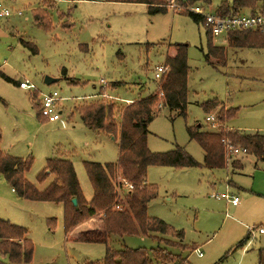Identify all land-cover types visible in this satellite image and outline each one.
Listing matches in <instances>:
<instances>
[{"label": "rangeland", "instance_id": "obj_1", "mask_svg": "<svg viewBox=\"0 0 264 264\" xmlns=\"http://www.w3.org/2000/svg\"><path fill=\"white\" fill-rule=\"evenodd\" d=\"M205 1L197 0L193 6L203 7L210 15L232 2ZM0 4L11 12L10 17L0 18V146L10 156L32 160L25 175L28 183L43 191L53 181L49 176L38 182L48 161L69 160L81 193L90 202L93 189L85 163L115 164L119 134L115 138L87 129L78 108L103 98L122 108L159 92L156 68L166 66L176 45H184L188 63L185 115L159 104L160 112L148 127L147 146L153 154L183 148L198 166L150 167L146 182L157 197L148 204L147 215L181 231L183 244L197 249L182 253L168 248L186 258L185 264H261L264 235L257 230L264 228V160L244 155L240 170L230 164L224 170H208L203 166V150L190 140L187 129L202 126L219 132L220 126L207 123L210 115L202 108L217 100L237 110L227 127L246 134L264 133V49H231L224 66L207 60V26L184 13L191 6L183 8L175 0L167 4L176 6L155 15L145 5L107 0H0ZM40 10L49 17L51 28L36 23ZM211 40L215 46H225L227 35ZM26 43L36 48L35 55ZM46 78L55 83L46 85ZM116 83L121 85L112 87ZM21 84L28 89H21ZM53 93L58 94L61 120L50 123L39 117L37 106L43 95ZM222 195L237 197L239 205L233 206ZM120 200L125 206L127 198ZM0 219L28 231L34 248L31 264H102L105 258L104 245L74 241L79 232L93 230L96 221L81 224L68 238L62 205L21 199L2 175ZM109 247L152 250L166 246L150 237L129 235L110 237ZM7 263L0 255V264Z\"/></svg>", "mask_w": 264, "mask_h": 264}, {"label": "trees", "instance_id": "obj_2", "mask_svg": "<svg viewBox=\"0 0 264 264\" xmlns=\"http://www.w3.org/2000/svg\"><path fill=\"white\" fill-rule=\"evenodd\" d=\"M107 1L145 5L153 15L166 13L171 8L167 4L171 0ZM175 2L187 8L193 6L197 0H175ZM205 2L209 3L208 0ZM245 10L250 12L249 15H264V0H232L231 4L225 2L218 7L217 14L234 17ZM43 12L44 10L36 12L35 21L39 26L49 29L51 28L49 17ZM184 13H188L194 22H202L206 25L202 17L189 11ZM206 28L210 36L207 42L206 59H214L217 64L224 66L227 64V49L213 45L212 31L208 26ZM259 32V30L230 32L227 34L228 47L264 49V34ZM25 46L31 49L33 55L37 53L33 45L26 43ZM174 48L175 55L166 59L165 65L169 71L163 83L160 82L159 92L122 108L107 103L104 98L95 103L86 104L81 109L78 108L81 121L87 129L115 138L119 134V155L115 164L85 163L86 173L93 189V198L90 202L84 199L75 170L69 160L48 161L46 168L38 176V182H45L49 176H53V181L40 191L25 180L32 160L10 156L4 153L0 146V175L21 199L62 205L66 235L86 221H96V229L81 232L74 241L104 245L106 254L102 264H185L186 258L181 254L170 252L168 248L179 249L182 253L197 250L183 244L181 231H176L165 222L147 215L148 204L157 197L154 187H150L146 182L147 170L150 167L179 169L198 166L183 148L176 147L169 153L153 154L147 146L148 127L160 112L157 109L159 104L170 112H178L179 116H184L186 112L187 48L184 45H176ZM5 80L12 83L6 77ZM119 85L121 84L116 83L112 87ZM37 107L39 117L48 122L42 115L41 102ZM202 108L206 115L214 117L216 126H220L219 132L204 130L202 126L187 129L190 140L197 142L205 154L203 166L206 169L224 170L229 167V164L233 170L242 169L243 165L240 161L234 160L235 157L230 153L229 147L245 149L246 155L254 156L257 161L264 160V133L251 135L227 129L226 124L236 117V109L228 108L217 100L204 103ZM121 182L130 183L134 189L126 196L125 206L121 204L122 209L116 210L114 207L117 201V189L121 186ZM74 199L77 200V206L72 203ZM129 235L150 237L166 247L152 250L130 248L113 250L109 247L110 237ZM159 236L168 239L159 238ZM248 237L241 241L238 247H241ZM33 252L34 248L28 231L0 219V255L7 258V264H31ZM259 261L261 264L264 263V249L259 252Z\"/></svg>", "mask_w": 264, "mask_h": 264}, {"label": "built area", "instance_id": "obj_3", "mask_svg": "<svg viewBox=\"0 0 264 264\" xmlns=\"http://www.w3.org/2000/svg\"><path fill=\"white\" fill-rule=\"evenodd\" d=\"M172 1V0H171ZM176 5H171L174 7ZM187 11L198 15L204 19L206 25L211 29L212 35L214 37H220L221 35H227L233 31H245V30H260L264 32V15L256 14V15H249V14H240L234 17H226V16H219L206 14V11L203 7H194L191 6ZM21 16V13H18ZM11 16V12L8 8L4 7L0 4V18H8ZM169 69L166 66H160L156 68L155 78L163 80V77L166 73H168ZM21 89L27 88L26 84L20 85ZM33 89V88H32ZM59 102L58 94L53 93L51 95H43L41 100V107H42V115L47 118L48 122L55 123L61 120V112L57 110V104ZM207 122H210L212 127H216V122L213 116H210L206 119ZM230 153L232 156L237 157L239 155H246L247 152L245 149L242 148H233L229 147ZM134 189V186L128 182H121V186L117 189V201L116 206L114 209L121 210L122 209V202L121 198H125L128 192H131ZM222 199H225L228 203H231L233 206L239 205V200L237 197L222 195ZM259 234H264V228H258ZM199 256H202L199 253Z\"/></svg>", "mask_w": 264, "mask_h": 264}, {"label": "crops", "instance_id": "obj_4", "mask_svg": "<svg viewBox=\"0 0 264 264\" xmlns=\"http://www.w3.org/2000/svg\"><path fill=\"white\" fill-rule=\"evenodd\" d=\"M220 47H225V48L227 49V53L229 52V50L232 49V48H229V47H228V43H227L225 46H220ZM174 51H175V50H174ZM174 51L171 53V55H172L171 57H173V56L175 55L176 52H174ZM227 58H228V55H227ZM227 60H228V59H227ZM151 95H152V94H151ZM130 104H131V103H130ZM226 127H227V124H226ZM227 129L230 130V129H232V128L227 127ZM233 130H234V129H233ZM256 133H258V132L252 133L251 135L256 134ZM239 156H240V155H239ZM241 157L243 158L244 155H242V156H240V157H235L234 160H238V161H239V160L241 159ZM240 163L242 164V161H241ZM242 165H243V164H242ZM12 191H13V190H12ZM128 193H130V192H128ZM127 195H128V194H127ZM125 198H126V197H125ZM92 221H93V220H90V221H88V222H92ZM85 223H86V222H85ZM92 223H93V222H92ZM93 224H94V223H93ZM82 225H83V224H82ZM80 226H81V225H80ZM80 226H78V227L75 228V229L80 228ZM94 227H95L94 229L97 228V226H96L95 224H94ZM75 229H74V230H75ZM74 230H73V231H74ZM79 230H80V229H79ZM73 231H72V232H73ZM87 231H88V230H87ZM72 232H71L70 234L66 235V236H67L68 238H70V237L72 236V235H71ZM81 232H85V231H81ZM81 232H79V234H80ZM79 234H78V235H79ZM260 235H264V234H260ZM76 238H77V236H76ZM76 238H75V239H76ZM75 239H74V240H75ZM262 249H264V248H262Z\"/></svg>", "mask_w": 264, "mask_h": 264}, {"label": "water", "instance_id": "obj_5", "mask_svg": "<svg viewBox=\"0 0 264 264\" xmlns=\"http://www.w3.org/2000/svg\"><path fill=\"white\" fill-rule=\"evenodd\" d=\"M53 83H55L54 80H51L50 78H46V79H45V84H46V85H51V84H53ZM72 203H73L74 206H77V200H76V199H74V200L72 201Z\"/></svg>", "mask_w": 264, "mask_h": 264}]
</instances>
